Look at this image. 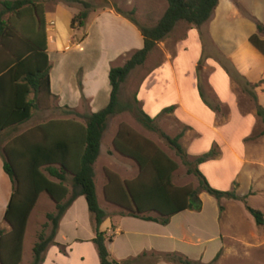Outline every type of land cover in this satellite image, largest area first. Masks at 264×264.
Here are the masks:
<instances>
[{"label": "crops", "instance_id": "0c3cea01", "mask_svg": "<svg viewBox=\"0 0 264 264\" xmlns=\"http://www.w3.org/2000/svg\"><path fill=\"white\" fill-rule=\"evenodd\" d=\"M110 1L125 11L135 9L138 20L149 26L155 25L168 7L167 0ZM48 4L46 1L50 87L55 95L52 99L58 108L68 106L79 112H97L110 101L111 67L124 65L135 51L144 47L142 32L113 6L91 11L85 26L73 29L71 21L81 10V5L56 0L49 11ZM256 22L264 25V0H219L211 18L200 27L178 22L120 88L122 100L126 88L136 84L134 96L160 128L161 122L166 120L182 126L183 129L174 136L163 131L171 137L182 133L179 141L191 158L216 149L217 154L199 164V170L212 187L220 190L231 187L230 190H236L246 199L259 194L264 196V122L258 113V109L264 112V54L250 41V37L258 33ZM258 35L264 40V34ZM171 106H174L173 111L163 113ZM132 116L125 111L109 119L94 165L98 201L106 212L100 230L106 233L111 258L123 262L146 252L148 255L138 264H175L158 258V254L178 251L203 263H213L220 253L218 262L224 256L221 251L230 236L219 232L223 227L227 228L222 222L224 211L214 205L207 192L199 194L200 211L183 210L173 215L168 224L122 213L126 211L125 206L132 204L126 193V181L135 179L141 166L132 156L123 154L115 140L130 154L138 151L140 143V153L143 156L145 151L146 165L151 167L147 158L148 145L144 150L140 138L144 137L179 167V163L149 134L151 131ZM68 117L71 116L57 118ZM17 130L12 132L16 134ZM176 170L173 183L183 186L174 181ZM12 184L0 154L2 230L11 228L5 220V212L13 191ZM41 196L42 193L27 221L20 264L32 214ZM43 205L37 222L43 221L55 207L49 194ZM206 205L211 207L210 217L205 211ZM261 207L264 214V202ZM199 221L205 228L202 231ZM214 231L220 234L215 235ZM202 232L211 233L206 241L211 242L209 251L212 254L205 258L195 248L202 242ZM95 237L96 229L87 200L80 196L62 217L55 243L45 250L41 264H101ZM36 241L37 230L31 246V260Z\"/></svg>", "mask_w": 264, "mask_h": 264}, {"label": "trees", "instance_id": "16d2710c", "mask_svg": "<svg viewBox=\"0 0 264 264\" xmlns=\"http://www.w3.org/2000/svg\"><path fill=\"white\" fill-rule=\"evenodd\" d=\"M50 0H1L0 1V144L2 136L26 123L34 111L49 110V101L53 95L50 87L51 64L47 49L45 2ZM56 1V0H55ZM76 2L81 10L71 21L73 29L85 26L91 11L98 9L88 0H61ZM105 3H109L104 0ZM168 7L159 21L152 26L141 24L136 10H122L116 3L104 4L102 8L114 7L119 13L135 23L144 37V47L135 51L121 66H112L109 72L112 87L108 105L97 112H79L75 108L60 107L68 118H52L28 129L13 134L0 148L4 159V170L11 178L13 191L10 196L5 220L9 230L0 229V264H20L22 259L23 239L29 215L39 195L46 192L55 202V209L46 215L47 221L37 232V241L33 247V259L30 264H41L43 253L50 244L55 243L59 224L67 209L80 196L87 200L89 211L96 229L94 242L97 246L101 264H138L148 253L129 258L123 262L111 258L107 247L106 233L100 226L106 218V212L99 204L94 165L97 161L104 131L109 119L128 111L144 128L159 134L176 151L187 173L199 179L198 187L177 186L173 183V172L178 164L159 149L152 141L140 137L148 145L146 165L145 151L128 153L118 140L116 147L125 155L136 159L141 171L139 175L126 181V193L131 205L125 206L123 214L145 220L168 224L173 215L183 210L200 211L201 192H207L219 201L244 200L236 190H220L212 187L199 170V164L213 158L217 151H210L191 158L179 139L169 136L149 116L136 96L132 101L124 102L120 98V88L130 73L146 61L148 55L173 31L180 21L200 27L207 22L219 0H167ZM259 32L264 30L257 24ZM251 43L264 54V40L258 34L250 37ZM85 104V102H84ZM174 106L167 107L163 113L171 112ZM264 122V112L258 109ZM120 135V131L118 133ZM248 211L255 218L257 225H264L261 210L248 206ZM151 212H158L153 215ZM220 253L214 258L218 260ZM158 258L175 264H211L189 259L179 252L158 254Z\"/></svg>", "mask_w": 264, "mask_h": 264}, {"label": "rangeland", "instance_id": "374dc122", "mask_svg": "<svg viewBox=\"0 0 264 264\" xmlns=\"http://www.w3.org/2000/svg\"><path fill=\"white\" fill-rule=\"evenodd\" d=\"M88 1H91L92 4H94L97 8H102L104 4L111 5L110 0H107L109 3H105L104 0H88ZM47 2H49L47 6L49 11H52V9L54 8V5L52 3H55V1H47ZM140 23L144 24L142 22ZM256 23L258 24L259 22ZM261 24L263 25V23ZM258 33L262 35L264 34V30L262 32H259L258 30ZM135 86H132L131 88H126L122 101L127 102L133 100ZM49 106H50L49 110L34 111V114L31 117V119L28 120L26 123H24V125L20 126V128L16 132L25 130L31 126L45 122L52 118H57L61 116H71V117L73 116L75 118H78L74 115L64 114L61 111V109L57 107V102L55 101V99H51L49 101ZM128 113L131 114L130 112ZM129 121L133 122V120H129ZM170 125L171 126L175 125L174 126L175 129L172 128L173 126L170 127ZM160 126L162 130H165L169 134L171 133L172 136H174L177 132L183 129L182 126L179 125L177 126L176 123H173V121L171 120L162 121ZM13 134H14L13 132L12 133L6 132L3 134L0 148H2L5 141L8 138H10ZM149 134L153 138H155V140H157L163 146V148L167 151V153L179 163V167L174 174L175 183L182 185H190L192 187H198L199 185L198 177L194 174L187 173V166L183 164L181 158L176 154V151L168 145L167 141L164 138L160 137L159 134L155 132L153 133L150 132ZM7 177L9 178L8 175ZM99 188L101 192V185H99ZM230 189L231 187L225 190H230ZM206 195L213 200L214 205H217V207L220 208V204L218 200H216L214 197L210 196L209 194ZM41 197H42L41 201L36 206L32 214V218L29 225V233L25 242V252L23 255V262L21 264H27V263L30 264V262L32 261L31 246L34 241L35 232L36 230L38 232L41 229L42 224L47 221V218L45 217L43 221L37 222V220L41 218V212L44 209L43 200L47 197V193L42 192ZM263 202H264V196L261 194L256 196H251L247 199L245 198L244 200H232L226 198L221 200V205L223 206L222 211H224V213L222 214V222L224 221V224L226 225L227 228L225 229V227H223L222 229L223 231L220 230L219 232L229 235L230 238L226 242V247L223 249V251H221V254H224V256L218 262H216L217 260L213 263L210 262L211 264H264V225H257L255 218L252 217V214L248 211V206L260 210L262 208L261 206ZM54 209L55 207L53 206L52 211ZM205 211L208 213L210 217L211 207L209 205H206ZM198 223L200 224L199 230L201 231L204 230L205 228H202L201 226L203 222L199 221ZM194 225L196 226V223ZM213 233H215V235L220 234L217 231H214ZM210 234L211 233L202 232V235H204L202 236V242H200L198 246L195 247L196 249H198L197 253H199L200 256H203L204 258L205 256H209L212 254L211 253L212 251H209V246L211 245V242L206 241L207 240L206 238H208Z\"/></svg>", "mask_w": 264, "mask_h": 264}]
</instances>
